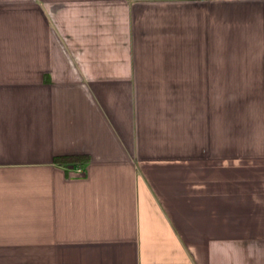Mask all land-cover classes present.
<instances>
[{"label":"crops","instance_id":"obj_1","mask_svg":"<svg viewBox=\"0 0 264 264\" xmlns=\"http://www.w3.org/2000/svg\"><path fill=\"white\" fill-rule=\"evenodd\" d=\"M0 264H264V0H0Z\"/></svg>","mask_w":264,"mask_h":264},{"label":"trees","instance_id":"obj_2","mask_svg":"<svg viewBox=\"0 0 264 264\" xmlns=\"http://www.w3.org/2000/svg\"><path fill=\"white\" fill-rule=\"evenodd\" d=\"M57 160L60 162H76V161L85 162V161H88V157L87 156L68 155V156L60 157Z\"/></svg>","mask_w":264,"mask_h":264},{"label":"built area","instance_id":"obj_3","mask_svg":"<svg viewBox=\"0 0 264 264\" xmlns=\"http://www.w3.org/2000/svg\"><path fill=\"white\" fill-rule=\"evenodd\" d=\"M76 170L80 174H83L85 172V168L82 165H79Z\"/></svg>","mask_w":264,"mask_h":264}]
</instances>
